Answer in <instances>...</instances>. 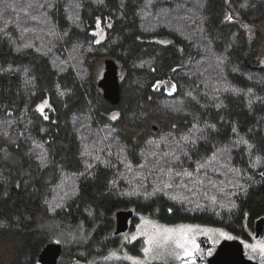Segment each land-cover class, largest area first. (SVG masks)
I'll list each match as a JSON object with an SVG mask.
<instances>
[{
	"label": "trees",
	"instance_id": "obj_1",
	"mask_svg": "<svg viewBox=\"0 0 264 264\" xmlns=\"http://www.w3.org/2000/svg\"><path fill=\"white\" fill-rule=\"evenodd\" d=\"M108 59L118 105L98 87ZM263 66L264 0H0V264H40L51 242L59 264L140 256L119 211L135 212L129 231L142 215L251 241Z\"/></svg>",
	"mask_w": 264,
	"mask_h": 264
},
{
	"label": "water",
	"instance_id": "obj_2",
	"mask_svg": "<svg viewBox=\"0 0 264 264\" xmlns=\"http://www.w3.org/2000/svg\"><path fill=\"white\" fill-rule=\"evenodd\" d=\"M98 87L103 91L104 98L113 105L121 101V81L119 65L112 59L105 61V70L98 82ZM135 219V212L119 211L116 215L115 235H122L131 228ZM264 232V218L255 224V238H260ZM63 253V245L60 242H51L42 250L39 258L40 264H59ZM208 264H260L246 257L243 242L239 239H226L217 248L216 253L208 261Z\"/></svg>",
	"mask_w": 264,
	"mask_h": 264
},
{
	"label": "rangeland",
	"instance_id": "obj_3",
	"mask_svg": "<svg viewBox=\"0 0 264 264\" xmlns=\"http://www.w3.org/2000/svg\"><path fill=\"white\" fill-rule=\"evenodd\" d=\"M229 14H231L232 19L228 20V22H234L237 19L236 13L230 10ZM228 14V15H229ZM98 40L103 41L105 38V32L104 30L100 29L98 31ZM105 70V69H104ZM104 73V71H103ZM137 216V215H136ZM139 217L138 223L135 225L133 231H128L124 233L121 236L122 243H129L133 244L138 240L143 241V248H142V254L140 256L133 255L131 253H128L126 251L123 252H117L115 255L113 253L106 257L105 262L107 264H118L121 262H127L129 264H136V261H143L146 262V264H154V263H166V264H182L183 261L180 259H176L173 255L169 253H165L162 257L157 256L153 253H149L148 255H145L143 249L145 247H148L147 240L148 235H150L152 232L157 230H165V229H173L177 233L183 231L187 234V236L194 240L195 236L198 235L199 237H209L212 241V243L217 244L221 242L224 239H237L233 234L228 232L225 229L221 228H215V227H209V226H201V225H188V224H180L175 226L170 225H164L161 224L153 219H150L145 216H137ZM260 245H263L262 241L255 242L253 244H247V251H246V257L253 259L260 264H264V253H261L260 251ZM131 257V259H129ZM73 264H80V263H73Z\"/></svg>",
	"mask_w": 264,
	"mask_h": 264
},
{
	"label": "snow or ice",
	"instance_id": "obj_4",
	"mask_svg": "<svg viewBox=\"0 0 264 264\" xmlns=\"http://www.w3.org/2000/svg\"><path fill=\"white\" fill-rule=\"evenodd\" d=\"M29 7H31V5H29ZM226 19L231 20L232 19L231 14H229L226 17ZM30 46L31 45H25V47H30ZM172 88L174 89L175 85H172ZM40 108L41 110H43V105H41ZM118 115H119L118 113L114 114L113 119H116ZM184 139L185 141H189L188 137H184ZM191 142L194 143L195 141H191ZM85 154H90V153L86 151ZM40 159L43 161L44 157L41 156ZM257 163H259V159H257ZM206 166L207 165L205 164L200 165L201 168H204ZM253 166L255 167V165ZM197 171H199V169H197ZM182 174L185 176H191V173L189 172H184ZM176 175H181V173H176ZM164 187L171 188L172 185L169 183V184H165ZM160 190L161 189L157 187L152 194L154 195L155 191H160ZM172 198L177 199L178 197H172ZM212 199L215 200V197H212ZM147 244H148V247H145L143 249L145 255H148L149 253H153L157 256L162 257L167 252L173 255L176 259H180L181 261H183L184 264H187V260H185V257L187 258L194 257L196 254V250L198 248V245L195 244L194 240H191L185 232L181 231L177 233L173 229H165L162 231L157 230V231L152 232L150 235H148ZM259 247H260L261 253H264V245H260ZM113 255H115V253H113ZM129 259H131V257H129ZM136 264H146V262L136 261ZM192 264H195L194 260L192 261Z\"/></svg>",
	"mask_w": 264,
	"mask_h": 264
},
{
	"label": "flooded vegetation",
	"instance_id": "obj_5",
	"mask_svg": "<svg viewBox=\"0 0 264 264\" xmlns=\"http://www.w3.org/2000/svg\"><path fill=\"white\" fill-rule=\"evenodd\" d=\"M41 105L42 104L36 105L34 109L38 114L44 115V108H43V110H41V108H40ZM224 240H226V239H224ZM224 240H222L221 242H219L217 244H214V243H212V241L209 237H205V236L199 237L198 235H196L194 238V242L196 245H198V248L196 250V254L194 257H192V258L185 257V260H187V264H192L193 260L195 261V264H208L209 259L214 256V254L217 251L218 246ZM229 240H232V239H229ZM239 240H241V239H239ZM241 241L243 242L245 253H246V251H247L246 245L247 244H253L255 242L262 241L263 245H264V232L261 235V237L257 239V238H255V229H254V232L251 235V241H248V240H241ZM182 264H184V262H182Z\"/></svg>",
	"mask_w": 264,
	"mask_h": 264
}]
</instances>
